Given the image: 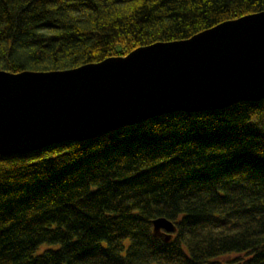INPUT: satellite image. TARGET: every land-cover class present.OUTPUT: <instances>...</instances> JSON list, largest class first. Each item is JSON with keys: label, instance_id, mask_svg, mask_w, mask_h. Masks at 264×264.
Returning a JSON list of instances; mask_svg holds the SVG:
<instances>
[{"label": "trees", "instance_id": "16d2710c", "mask_svg": "<svg viewBox=\"0 0 264 264\" xmlns=\"http://www.w3.org/2000/svg\"><path fill=\"white\" fill-rule=\"evenodd\" d=\"M264 0H0V71L188 39ZM164 217L168 242L152 233ZM0 264H264V99L0 156Z\"/></svg>", "mask_w": 264, "mask_h": 264}, {"label": "water", "instance_id": "95a60500", "mask_svg": "<svg viewBox=\"0 0 264 264\" xmlns=\"http://www.w3.org/2000/svg\"><path fill=\"white\" fill-rule=\"evenodd\" d=\"M264 99V11L73 69L0 71V156L97 139L171 112ZM168 242L176 226L151 221Z\"/></svg>", "mask_w": 264, "mask_h": 264}]
</instances>
